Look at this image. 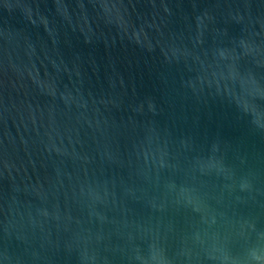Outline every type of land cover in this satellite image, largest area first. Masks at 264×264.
<instances>
[{"label":"water","instance_id":"1","mask_svg":"<svg viewBox=\"0 0 264 264\" xmlns=\"http://www.w3.org/2000/svg\"><path fill=\"white\" fill-rule=\"evenodd\" d=\"M0 264H264V0H0Z\"/></svg>","mask_w":264,"mask_h":264}]
</instances>
